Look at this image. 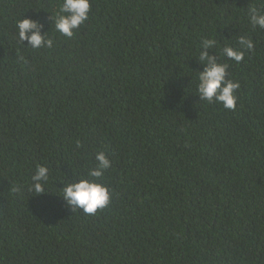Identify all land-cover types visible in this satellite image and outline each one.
<instances>
[{
	"label": "trees",
	"instance_id": "16d2710c",
	"mask_svg": "<svg viewBox=\"0 0 264 264\" xmlns=\"http://www.w3.org/2000/svg\"><path fill=\"white\" fill-rule=\"evenodd\" d=\"M60 0H0V264H264V0H90L65 37ZM52 38L33 49L16 24ZM236 106L199 100L202 38L239 47ZM104 151L111 199L72 210L64 183ZM37 165L49 193L28 191Z\"/></svg>",
	"mask_w": 264,
	"mask_h": 264
},
{
	"label": "clouds",
	"instance_id": "9594fccd",
	"mask_svg": "<svg viewBox=\"0 0 264 264\" xmlns=\"http://www.w3.org/2000/svg\"><path fill=\"white\" fill-rule=\"evenodd\" d=\"M90 7V0H60L53 19L55 30L65 37H72L74 30L88 20ZM247 16L253 27L264 28V11L256 5L248 7ZM41 27L37 20L23 16L16 24L19 41L23 44V41L27 40L33 49L51 48L53 40L40 31ZM237 43L239 47L230 44L220 47L215 37L202 38L198 61L204 67L202 71H198L196 85L199 100L219 103L225 109L235 108L239 81L229 78V64L221 62L216 54L209 52V49L219 47L221 57L240 63L244 59L245 51L253 50L255 43L246 35H240ZM95 160L96 166L88 170L87 176L64 183L62 187L61 196L73 211L78 209L85 214H95L111 199L109 186L101 182L105 171L111 167V161L104 151H98ZM49 179V167L37 165L31 176L28 191L33 194L32 196L49 193L47 191Z\"/></svg>",
	"mask_w": 264,
	"mask_h": 264
}]
</instances>
